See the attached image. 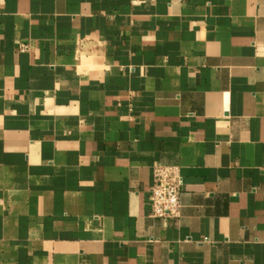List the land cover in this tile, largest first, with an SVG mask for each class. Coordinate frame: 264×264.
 Here are the masks:
<instances>
[{"label": "crops", "instance_id": "crops-1", "mask_svg": "<svg viewBox=\"0 0 264 264\" xmlns=\"http://www.w3.org/2000/svg\"><path fill=\"white\" fill-rule=\"evenodd\" d=\"M0 264H264V0H0Z\"/></svg>", "mask_w": 264, "mask_h": 264}, {"label": "built area", "instance_id": "built-area-1", "mask_svg": "<svg viewBox=\"0 0 264 264\" xmlns=\"http://www.w3.org/2000/svg\"><path fill=\"white\" fill-rule=\"evenodd\" d=\"M27 42L19 44L20 52L30 51ZM154 184L151 188L152 215L178 218L180 216V194L182 190L181 168L175 164L157 163L154 166Z\"/></svg>", "mask_w": 264, "mask_h": 264}]
</instances>
